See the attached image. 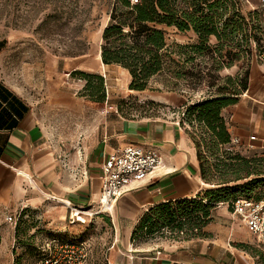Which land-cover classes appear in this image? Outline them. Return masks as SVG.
<instances>
[{"label":"rangeland","instance_id":"obj_1","mask_svg":"<svg viewBox=\"0 0 264 264\" xmlns=\"http://www.w3.org/2000/svg\"><path fill=\"white\" fill-rule=\"evenodd\" d=\"M113 2L0 0V78L35 106L38 113L48 119L56 136L68 143L77 142L79 137L97 134L104 119L113 113L126 118L178 120L194 143L192 138L199 140L206 135V129L199 127L194 114L186 111L187 106L193 100L209 95L211 90L235 86L227 80L229 76L233 80L236 77L241 79L250 72L251 66L264 68L258 57L263 30L258 1L239 0V17L248 23L244 26L245 31L238 29L232 39L220 41L210 36L208 48L195 52L194 59L186 63L187 46L197 43V36L192 30L179 31L173 26L167 27L169 50H172V42L179 44L176 51L170 54L174 60L184 63V74L175 78L159 73L149 78L146 88L130 89L131 75L127 69L125 71L116 63L103 67L98 59L102 32L109 23ZM225 18H230V13H226L222 20ZM247 39L250 45L248 55L245 54ZM215 48L220 50L214 51ZM228 62L232 64L227 66ZM188 71L191 74L186 75ZM83 72L94 74L88 78L89 82ZM97 74L102 75L103 82ZM245 91L240 92L239 98ZM220 150L250 157L255 152L260 155L264 147H251L240 141L234 143L231 138L230 142L221 145ZM209 161L214 163L216 160L209 156ZM261 167H264V160ZM233 175L216 172L214 178L226 179ZM254 176L252 174L247 178ZM244 180L224 184L206 182L210 189L229 188L214 193L221 192L227 195V199L211 206L210 216L201 228H191L188 218L183 219L181 214L185 205L182 204L179 208L173 207L177 216L168 225L158 227L159 221L152 212L149 224L155 222L156 230L150 232L149 227L143 228L136 234L133 243L141 247L160 248L169 241L182 243L191 238L215 236L225 239L232 247L241 244L239 247L254 257L255 264H264L263 246L242 222L230 215L227 206V201L236 194L235 185ZM252 195L264 198L263 182L253 188ZM204 196L202 190L196 199ZM37 215L26 212L19 216L16 223L5 219L0 222V264H34L45 244H57L73 238L84 245L87 264H107L114 234L105 213L98 217L90 216L83 223H66L62 227H48L47 222ZM177 218L185 222L182 230L176 225ZM195 233L199 234L196 236Z\"/></svg>","mask_w":264,"mask_h":264},{"label":"crops","instance_id":"obj_2","mask_svg":"<svg viewBox=\"0 0 264 264\" xmlns=\"http://www.w3.org/2000/svg\"><path fill=\"white\" fill-rule=\"evenodd\" d=\"M222 115L231 138L264 147L263 67L251 66L248 89L236 103L224 107ZM251 135L255 138L250 139ZM127 145L155 149L162 155L163 167L131 184L105 213L114 234L107 256L110 264H255L241 244L232 247L215 236L169 241L160 248L132 242L141 217L151 207L195 197L207 188L196 147L178 120L126 118L113 113L104 119L97 134L68 143L56 136L35 106L1 78L0 222L22 207L25 212L38 213L48 227H62L68 223V204L95 210L105 157Z\"/></svg>","mask_w":264,"mask_h":264},{"label":"trees","instance_id":"obj_3","mask_svg":"<svg viewBox=\"0 0 264 264\" xmlns=\"http://www.w3.org/2000/svg\"><path fill=\"white\" fill-rule=\"evenodd\" d=\"M239 8V0H114L109 23L102 32L101 61L105 64L116 63L127 69L131 75L130 89L141 90L146 88L149 78L159 73L169 77H180L184 74L182 69L185 66L183 62L174 60L170 54L171 51H176L179 44L172 42V50H169L167 27L173 26L179 31L192 30L197 36L198 42L187 46L185 62L188 63L194 59L193 54L195 52H202L208 48L207 42L210 36H214L220 41L232 39L231 37L238 29L245 31L244 26H248V23L239 17ZM226 13H230V18L222 20ZM248 36L246 33L247 38ZM217 50L220 49H214V51ZM249 53L250 45L247 39L245 54L248 55ZM231 64L228 62L227 66ZM185 73L186 75L191 74L190 71ZM248 74L249 72L241 79L236 77L235 80L231 76L227 77V80L231 82L230 84H235V86L232 88H224L223 86L214 91L211 90L209 95L193 100L186 108L189 114H194V119L199 122V127L206 129V135H200L199 140L195 137L192 138L194 139L203 181L224 184L246 179L244 182L235 185L236 194L227 202L241 195L253 199H264L252 195L253 188L260 182L264 183V176H258L264 174V167H261V161L264 160V150L260 152V155L255 152L250 157L238 152L220 150L221 145L231 140L222 109L236 103L240 92L247 89ZM83 75L88 79L94 74L83 72ZM96 76L103 82L102 75L97 74ZM87 81L89 82V79ZM209 156L214 157L216 161L210 162ZM216 172L220 174L230 172L234 175L226 179H216L214 178ZM252 174L255 175L253 178H247ZM227 188L229 187L206 188L203 190L205 193L203 198L196 199V195L191 198L163 202L151 207L141 217L133 232L132 242H134L136 234L143 228L149 227L150 232L156 230L155 222L149 224L153 218V213L159 221L158 227L168 225L177 216V210L173 207L179 208V205L182 204L185 205L181 214L183 219L188 218L191 228H201L210 216L211 206L227 199V195L221 192L220 194L214 193L224 191ZM189 206L191 208H188ZM24 212L23 210L22 213ZM192 213H195V216ZM183 224H185L184 220L178 219L176 225L180 230H182ZM198 234L195 233L194 235L197 236Z\"/></svg>","mask_w":264,"mask_h":264},{"label":"built area","instance_id":"obj_4","mask_svg":"<svg viewBox=\"0 0 264 264\" xmlns=\"http://www.w3.org/2000/svg\"><path fill=\"white\" fill-rule=\"evenodd\" d=\"M257 1L263 17V31L258 48V57L264 65V0ZM254 138L255 135L250 136V139ZM232 142H239V138L233 137ZM249 146L252 147L253 144H249ZM162 167V155L152 148L127 145L108 153L102 165V186L98 207L91 210L68 204V223L70 225L76 222L83 223L92 215L109 213L116 199L131 184L150 177ZM227 205L231 213L244 223L247 230L255 236L258 244H261L264 250V199H253L241 195L227 202ZM22 211L23 208L21 207L19 210L8 214L5 220L16 223ZM79 214H81V218H78ZM56 240L58 242V239ZM106 263L110 264L108 259ZM34 264H87V251L84 245L74 241V238L57 244L48 242L43 246V252Z\"/></svg>","mask_w":264,"mask_h":264},{"label":"bare ground","instance_id":"obj_5","mask_svg":"<svg viewBox=\"0 0 264 264\" xmlns=\"http://www.w3.org/2000/svg\"><path fill=\"white\" fill-rule=\"evenodd\" d=\"M99 58H100V55H99ZM99 198V197H98ZM81 214H79V216H80ZM79 218H81V217H79Z\"/></svg>","mask_w":264,"mask_h":264}]
</instances>
